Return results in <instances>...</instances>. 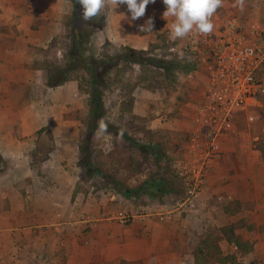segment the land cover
<instances>
[{
	"label": "rangeland",
	"instance_id": "obj_1",
	"mask_svg": "<svg viewBox=\"0 0 264 264\" xmlns=\"http://www.w3.org/2000/svg\"><path fill=\"white\" fill-rule=\"evenodd\" d=\"M234 3L224 0L214 14L212 34L234 23L249 31L264 29V0H244L243 10ZM72 10L71 0H0V52L8 54L0 57V147L11 152L15 136L19 144L31 146L27 151L33 164L39 162V176L43 167L60 177L66 172L70 192L65 195L74 182L77 223L73 230L60 227L52 233L39 227L37 264H193L207 230L240 226L241 219L256 231L255 249L241 263L264 264V98L248 112L253 122L243 113L226 135L200 136L199 143L207 137L218 149L192 198L195 187L181 174L213 65L211 48L194 43L195 33L170 40L172 18H163V0L149 3L135 21L126 5L106 9L87 28L88 54L99 56L107 49L112 54L129 46L183 69L166 74L144 65L109 74L103 90L106 120L121 133H95L93 169L87 173L79 153L90 103L85 73H75L55 89L46 86L47 72L64 64L68 39L62 22ZM149 18L152 31L141 32ZM107 42L111 45L104 48ZM117 78L122 83L114 85ZM113 154L136 161L125 170L123 162L111 159ZM237 233L247 238L245 227Z\"/></svg>",
	"mask_w": 264,
	"mask_h": 264
},
{
	"label": "trees",
	"instance_id": "obj_2",
	"mask_svg": "<svg viewBox=\"0 0 264 264\" xmlns=\"http://www.w3.org/2000/svg\"><path fill=\"white\" fill-rule=\"evenodd\" d=\"M71 2L73 10L62 22L68 39L64 55L65 61L62 66H55L47 72L46 86L55 89L70 81L75 73H85V79L89 84L90 103L86 130L82 134L79 144V153L81 166L87 169V173H91L93 169L91 145L98 130V122L101 119L105 121L107 134L121 133V130L106 120L103 90L106 86L107 78L110 76L109 74L112 71H116V74L121 75L123 69L130 68L132 70L135 66L144 65L152 69H162L166 74L176 69H183V67L181 68L177 62L149 58V51H137L129 46L123 47L121 49L122 52L112 54H110L108 49L107 52L103 51L99 56L88 54L86 45L89 42L90 34L87 28L92 21H83L81 5L77 3V0H71ZM105 45L109 46L111 44L107 42L104 44V48L106 47ZM119 83H122L121 79H115L114 85ZM129 101L128 109L131 111L133 96ZM114 151L116 152V150ZM111 159L123 162V169L125 170H130L131 163L136 161L132 157H129L127 161H123V158H118L114 154L113 156L111 155ZM2 162L0 157V163ZM116 185L119 186L118 183ZM157 187L160 189L159 185ZM239 222L241 223L240 226L231 224L207 230L193 252V264H242L241 260L255 249L256 231L253 230L252 225L246 226L243 219ZM244 227L247 231V238L237 233L238 229ZM233 248L235 249L234 251Z\"/></svg>",
	"mask_w": 264,
	"mask_h": 264
},
{
	"label": "built area",
	"instance_id": "obj_3",
	"mask_svg": "<svg viewBox=\"0 0 264 264\" xmlns=\"http://www.w3.org/2000/svg\"><path fill=\"white\" fill-rule=\"evenodd\" d=\"M257 35V36H256ZM194 36V37H193ZM194 43L202 42L211 48L213 65L210 67L205 91L197 107L195 129L189 146V157L181 174L191 190L192 198L205 183V171L218 145L207 137H221L233 128L236 116L246 113L247 121L254 117L250 108L264 98V29L249 31L238 24H226L211 35L192 34ZM197 49V47L195 48ZM203 152L199 160L193 158ZM209 153V155H208ZM208 155V158L206 157Z\"/></svg>",
	"mask_w": 264,
	"mask_h": 264
},
{
	"label": "crops",
	"instance_id": "obj_4",
	"mask_svg": "<svg viewBox=\"0 0 264 264\" xmlns=\"http://www.w3.org/2000/svg\"><path fill=\"white\" fill-rule=\"evenodd\" d=\"M0 53L2 58L8 56ZM10 142H13L11 152L5 146L0 147L3 155L0 157L5 163L0 168V264H37L42 237H39V227L45 225L52 233L60 227L70 231L72 226L73 230L77 223V204L71 201L74 182L71 193L65 195L64 191L70 192L64 181L66 172L60 177L42 166L39 176V162L33 164L31 152L27 151L31 148L29 143L19 144L15 136H11ZM50 160L58 162L56 158ZM208 183L212 190L214 181L210 176Z\"/></svg>",
	"mask_w": 264,
	"mask_h": 264
},
{
	"label": "clouds",
	"instance_id": "obj_5",
	"mask_svg": "<svg viewBox=\"0 0 264 264\" xmlns=\"http://www.w3.org/2000/svg\"><path fill=\"white\" fill-rule=\"evenodd\" d=\"M82 7V19L85 22L92 21L102 15L106 9L115 10L120 5H126L130 13L131 21L143 17L149 3L155 0H77ZM166 10L163 18H172L169 26V39L175 41L184 39L190 34L211 35L214 32L212 17L217 10L223 7L224 0H163ZM234 7L243 10L244 0H235ZM153 20L149 18L140 31H152ZM182 55V54H181ZM107 131V124L103 119L98 122L97 135H103Z\"/></svg>",
	"mask_w": 264,
	"mask_h": 264
}]
</instances>
